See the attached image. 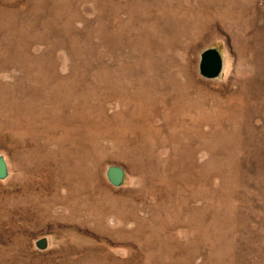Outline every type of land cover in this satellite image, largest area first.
<instances>
[{
	"label": "rangeland",
	"instance_id": "rangeland-1",
	"mask_svg": "<svg viewBox=\"0 0 264 264\" xmlns=\"http://www.w3.org/2000/svg\"><path fill=\"white\" fill-rule=\"evenodd\" d=\"M0 157V264H264V0H0Z\"/></svg>",
	"mask_w": 264,
	"mask_h": 264
},
{
	"label": "water",
	"instance_id": "water-1",
	"mask_svg": "<svg viewBox=\"0 0 264 264\" xmlns=\"http://www.w3.org/2000/svg\"><path fill=\"white\" fill-rule=\"evenodd\" d=\"M223 67V60L216 49H206L201 53L199 62V73L205 78H214L218 76ZM7 175V165L0 157V179ZM109 182L118 186L124 178V170L119 166H110L107 170Z\"/></svg>",
	"mask_w": 264,
	"mask_h": 264
}]
</instances>
